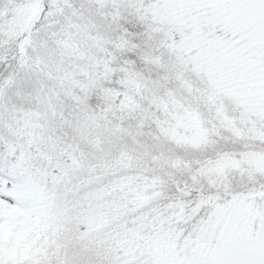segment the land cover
<instances>
[{
	"label": "snow or ice",
	"instance_id": "1",
	"mask_svg": "<svg viewBox=\"0 0 264 264\" xmlns=\"http://www.w3.org/2000/svg\"><path fill=\"white\" fill-rule=\"evenodd\" d=\"M0 264H264V0H0Z\"/></svg>",
	"mask_w": 264,
	"mask_h": 264
}]
</instances>
